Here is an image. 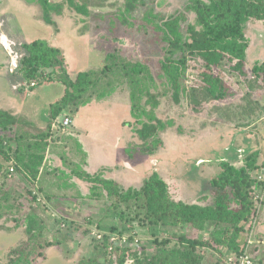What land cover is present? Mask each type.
Wrapping results in <instances>:
<instances>
[{
	"label": "rangeland",
	"instance_id": "1",
	"mask_svg": "<svg viewBox=\"0 0 264 264\" xmlns=\"http://www.w3.org/2000/svg\"><path fill=\"white\" fill-rule=\"evenodd\" d=\"M44 1L0 0V93L19 92V101L25 93L23 107L7 111L21 123L5 134L8 142L0 141V264H96L97 257L100 264H119L117 258L139 264L157 240L182 232L212 239V248L199 250L202 264H232L231 258L237 264L244 254L264 264V83L254 72L264 62V21L245 28L242 70L224 60L205 77L210 71L202 58L171 54L166 39L165 24L176 20L181 38L192 42L198 17L188 6L196 0H47L48 13ZM38 40L59 48L64 65L26 77L25 47ZM66 73L73 83L87 74L85 91L54 80ZM11 78L16 89H9ZM215 94L228 95L216 100ZM66 95L77 100L59 111ZM151 110L166 124L158 133L162 145L151 156L132 151V158L125 151L143 145L136 131ZM28 147L43 156L36 177L19 161ZM224 161L247 169L254 181L247 220L231 231L215 223L204 232L149 224L137 192L154 174L168 184L171 200L213 206L211 182ZM78 168L114 185L84 182ZM228 206L241 207L229 200ZM111 228L129 230L123 237L135 242L126 248L117 241L120 250L106 253L97 238Z\"/></svg>",
	"mask_w": 264,
	"mask_h": 264
},
{
	"label": "trees",
	"instance_id": "2",
	"mask_svg": "<svg viewBox=\"0 0 264 264\" xmlns=\"http://www.w3.org/2000/svg\"><path fill=\"white\" fill-rule=\"evenodd\" d=\"M201 2L196 0L194 4L188 6V10L195 12L198 17L197 24L190 26L192 42H186L181 38L176 20L165 24V28L168 31L166 39L172 45L170 49L171 54L176 55L177 52H180L182 55L190 54L202 58L207 69L210 71V74H205V77H209V75L213 77L212 70L220 67L224 60H227L231 64L236 62L233 68L238 71L242 70L247 60L246 53L248 49L245 28L249 21H264V1L210 0L208 4ZM70 3H73L72 0H70ZM44 5L47 7L46 10L48 13L49 4L47 0L44 1ZM45 19L48 24L53 25V21L50 17H46ZM25 49L28 56L23 58L20 68L26 73V77L33 78L39 68H53L57 70L58 67L64 65L61 57V50L51 47L46 41H34L27 44ZM184 61L185 59L180 63ZM254 72L264 83V62L260 65H256ZM54 80L63 82L68 88L72 87L71 91L73 92H84L85 87L83 86L89 83L87 74L84 73L78 76L75 83L70 80L67 73L64 75L62 74ZM213 80L223 81L216 77ZM215 95L216 100H222L228 94ZM75 98L76 97H74L73 100H69L66 95L56 107L59 111H62L77 100ZM86 105L87 103L83 104V107ZM156 107L157 106H154V108ZM147 117L148 122L145 123L141 129L136 131V135L142 140L143 145L133 150L126 149L125 151L126 154L132 158L134 157L132 151L138 152L141 155L151 156L154 155L156 150L162 145L158 133L166 129V124L154 117V110H151L147 114ZM53 120L54 116L51 121ZM20 123L21 121L13 114L0 110V141L3 144L8 142L7 139H9L5 134L14 133V126ZM26 124L30 125L29 123ZM59 127L61 126L59 125ZM35 145L39 146L38 144ZM23 153L21 160H19L20 163L23 165L25 171L30 173L33 177H36L43 164V156H37L34 152V147H28ZM221 165L222 172L211 182L212 187L216 191V198L213 206H200L198 204H187L182 201L175 202L171 200L169 197L168 184L161 180L158 174H154V176L146 182L144 188L140 192H137L145 204V216L146 219L150 220L149 224L152 226L170 225L178 230L183 227H193L204 232L208 223H215L217 228L220 224H224L225 228L231 231V229L236 227L241 221L247 220L251 210V207L247 204L248 194L254 184L250 172L245 168L238 170L227 161L222 162ZM75 175L84 182L94 184L99 181L103 184L114 185V183L103 179L102 176L98 174L92 175L83 169H79ZM228 200L239 203L241 206L240 209L231 210L230 206H228ZM228 223H232L233 225L230 226ZM100 228L99 230L102 232ZM105 229L107 231L108 228ZM106 231L103 230L101 238H97L98 240L96 239L100 241L99 244L102 243L101 246L106 253L108 249L110 250V247L111 252L120 250V246L115 247L117 241H124L125 245L124 242H122V245L126 248L129 247L131 243L133 244L135 242V239L132 237L128 239L123 237L124 232L127 233L129 230L120 229L119 232L114 233L115 228H111L109 232ZM172 236V240L164 239L160 242L157 240V242L154 243L156 250L150 253L147 258L142 259L139 264H202L204 258L199 250L213 247L211 238H196L183 232L180 234L174 233ZM113 238L116 239V242L111 241ZM173 241L174 243L171 245ZM214 241L216 244L221 243L219 237H216ZM24 251L25 250L21 249L19 254ZM98 259L97 257L96 264H100ZM117 259L119 264H125V258ZM13 264H15L14 260Z\"/></svg>",
	"mask_w": 264,
	"mask_h": 264
},
{
	"label": "crops",
	"instance_id": "3",
	"mask_svg": "<svg viewBox=\"0 0 264 264\" xmlns=\"http://www.w3.org/2000/svg\"><path fill=\"white\" fill-rule=\"evenodd\" d=\"M13 81H15L16 82V80L15 79H10V83L8 84V86H9V89H10V85L14 88V89H16V87L15 86H13V84H16V83H13ZM17 87H21V86H19V84H17ZM18 89V88H17ZM21 92H23V89H21L20 90ZM9 92V91H8ZM6 95V96H8V98L7 99H2L1 97H0V99H2V101H0V102H2L3 104H6L5 105V107L4 106H0V109L1 108H3L5 111H15V110H17V108H18V110L21 108V107H23V101H24V96H25V93H23L22 94V96L20 97V101H19V92L18 93H14V94H5V93H0V95ZM37 97H39V94H37L36 95V98ZM16 114H18V112L16 113ZM78 122H79V119H78ZM85 137L83 136L82 137V145H85L86 146V143L83 141V139H84Z\"/></svg>",
	"mask_w": 264,
	"mask_h": 264
},
{
	"label": "built area",
	"instance_id": "4",
	"mask_svg": "<svg viewBox=\"0 0 264 264\" xmlns=\"http://www.w3.org/2000/svg\"><path fill=\"white\" fill-rule=\"evenodd\" d=\"M70 122H71V119L68 117L65 119V121L62 122V125L64 127H68L70 126ZM15 169L14 168H11L10 169V174L14 173ZM102 235H98L99 238H101ZM98 238V239H99ZM112 242H116V239L113 238L111 239ZM230 263L233 264V258L230 259ZM237 264H253L252 261H251V258L247 255V254H244V255H241L240 258L238 259L237 261Z\"/></svg>",
	"mask_w": 264,
	"mask_h": 264
},
{
	"label": "clouds",
	"instance_id": "5",
	"mask_svg": "<svg viewBox=\"0 0 264 264\" xmlns=\"http://www.w3.org/2000/svg\"><path fill=\"white\" fill-rule=\"evenodd\" d=\"M65 128H67V127H65Z\"/></svg>",
	"mask_w": 264,
	"mask_h": 264
}]
</instances>
